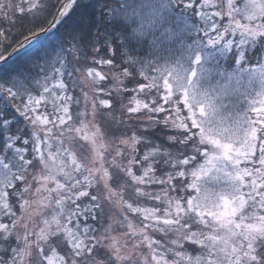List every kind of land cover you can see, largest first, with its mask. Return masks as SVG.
<instances>
[{
	"label": "snow or ice",
	"instance_id": "6c2138e0",
	"mask_svg": "<svg viewBox=\"0 0 264 264\" xmlns=\"http://www.w3.org/2000/svg\"><path fill=\"white\" fill-rule=\"evenodd\" d=\"M0 62V264H264V0H0Z\"/></svg>",
	"mask_w": 264,
	"mask_h": 264
},
{
	"label": "trees",
	"instance_id": "16d2710c",
	"mask_svg": "<svg viewBox=\"0 0 264 264\" xmlns=\"http://www.w3.org/2000/svg\"><path fill=\"white\" fill-rule=\"evenodd\" d=\"M93 2H95V0H93ZM61 33L57 32L54 36L51 37L50 40L46 41V44H51L55 41V39L60 36ZM21 39H23V37H21ZM43 39V37H42ZM15 46V45H13ZM11 49H8V52H10ZM38 53V49L35 46H32V48H30L28 50V54L25 55L24 52L19 53L18 55L13 56L12 58L9 59L8 64L11 65L13 68L17 67L19 64H21L24 60L29 59L31 56H34ZM7 53H5L6 55Z\"/></svg>",
	"mask_w": 264,
	"mask_h": 264
},
{
	"label": "water",
	"instance_id": "95a60500",
	"mask_svg": "<svg viewBox=\"0 0 264 264\" xmlns=\"http://www.w3.org/2000/svg\"><path fill=\"white\" fill-rule=\"evenodd\" d=\"M10 52H11V51H10ZM6 55H7V54H6ZM14 56H15V55H14ZM12 57H13V56H12ZM12 57H11V58H12ZM0 63H2V62H0Z\"/></svg>",
	"mask_w": 264,
	"mask_h": 264
}]
</instances>
